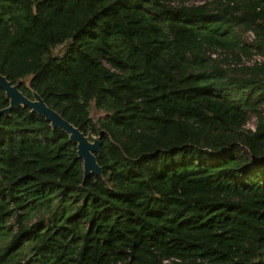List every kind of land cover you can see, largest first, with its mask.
Returning a JSON list of instances; mask_svg holds the SVG:
<instances>
[{
  "label": "trees",
  "instance_id": "obj_1",
  "mask_svg": "<svg viewBox=\"0 0 264 264\" xmlns=\"http://www.w3.org/2000/svg\"><path fill=\"white\" fill-rule=\"evenodd\" d=\"M0 73L103 140L0 114V264H264V0H0Z\"/></svg>",
  "mask_w": 264,
  "mask_h": 264
},
{
  "label": "water",
  "instance_id": "obj_2",
  "mask_svg": "<svg viewBox=\"0 0 264 264\" xmlns=\"http://www.w3.org/2000/svg\"><path fill=\"white\" fill-rule=\"evenodd\" d=\"M19 84H12L0 73V88L4 90L8 105L0 109V114L9 115L10 111L22 106L29 107L31 112L44 117L52 129L60 128L68 134V139L75 143L77 157L82 161V182H85L92 174L103 176V168L97 160V154L101 150L103 140L101 137H90L79 127L63 118L56 110L46 104L44 99L35 90H31V98L19 90ZM33 254L28 256L22 264H28Z\"/></svg>",
  "mask_w": 264,
  "mask_h": 264
},
{
  "label": "rangeland",
  "instance_id": "obj_3",
  "mask_svg": "<svg viewBox=\"0 0 264 264\" xmlns=\"http://www.w3.org/2000/svg\"><path fill=\"white\" fill-rule=\"evenodd\" d=\"M239 31H240L242 37H243L246 41H250V42H251V40L249 39V37H248L247 34H246V29L239 28ZM62 47H63L62 44H60L59 46H57L56 49H55V52H61V51H62ZM224 53H225L224 51L221 52V50H219V52L215 53L214 56L217 57V58H220L221 56L224 55ZM258 55H259V54H258ZM258 55H254L253 58H251V59H250V58H247V57H245V56H243L241 62H239V63H237V62H233L232 65L242 66V65H245V64H248V63H253V62H255L256 60H258V59H257V58L259 57ZM104 62H105L106 64H108L106 61H104ZM95 114H97V112H95ZM263 114H264V112H263ZM251 119H252L251 122H254V121L257 120V118H256L255 115H252ZM96 137H98V136H96ZM34 219H35V217L32 218L31 222L34 221ZM9 222H10V223H13V219L10 218V219H9ZM7 224H8V222H7ZM29 256H30V255H29Z\"/></svg>",
  "mask_w": 264,
  "mask_h": 264
},
{
  "label": "built area",
  "instance_id": "obj_4",
  "mask_svg": "<svg viewBox=\"0 0 264 264\" xmlns=\"http://www.w3.org/2000/svg\"><path fill=\"white\" fill-rule=\"evenodd\" d=\"M246 34H247V36L249 37V39L251 40V41H253L254 39H255V32H254V30L253 29H248V30H246ZM259 57L257 58L258 60H262L263 59V56H261V55H258ZM248 64H250V63H248ZM254 115V114H253ZM256 116V115H255ZM252 117V116H251ZM257 118V117H256ZM252 121V119L250 118L249 120H248V122L244 125V127L246 128V129H251V130H255L256 129V123H257V120L256 121H254V122H251ZM169 261L170 260H165L164 262L165 263H169Z\"/></svg>",
  "mask_w": 264,
  "mask_h": 264
}]
</instances>
